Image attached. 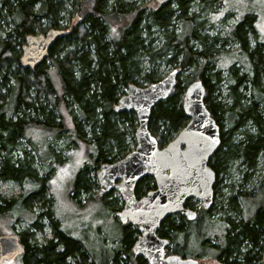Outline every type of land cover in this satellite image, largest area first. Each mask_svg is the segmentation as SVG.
<instances>
[{"label": "trees", "instance_id": "trees-1", "mask_svg": "<svg viewBox=\"0 0 264 264\" xmlns=\"http://www.w3.org/2000/svg\"><path fill=\"white\" fill-rule=\"evenodd\" d=\"M220 2L223 4L224 0ZM192 3L201 7L199 12L189 13ZM212 3L170 0L148 10L122 0L112 4L108 0H73L69 26L61 27L58 14L64 10L61 0H0V18L5 12L11 25L5 32L0 28V179L16 181L26 188L24 197L16 200L17 211L24 210L23 199L25 203L34 198L47 202L44 194L48 179V176L36 178L29 158L32 156L20 140L24 139L40 162L47 159L52 162L50 142L67 130L64 109L68 111L72 106L77 117L70 116L73 131L69 141L76 146L82 143L89 163L82 174L123 158L130 146L135 145L137 122L132 111L116 112L115 106L130 84L142 87L161 80L160 67H172L178 73L169 97L159 101L150 112L148 130L158 146H165L187 123L182 108L183 94L188 84L199 80L204 87V105L219 128L220 145L209 161L215 173L214 197L219 175L232 163L249 172L241 182L254 176L258 158L264 156V41L252 25V16L235 21L224 39L198 33L200 13ZM42 19L49 22L48 30L65 33L50 46L46 58L39 64L24 67L16 46L22 48L29 35H43L46 28H41ZM249 35L253 37V45L248 42ZM156 39L160 43H154ZM218 41L220 46L226 41L239 44L231 54L232 64L225 68L218 65L220 53L214 48ZM184 71H190L189 75L180 79ZM220 84L226 86L227 102L217 101L214 95ZM247 124L253 132H237ZM84 125L89 128V137L82 130ZM35 132L41 136L39 139L33 138ZM236 134L242 137L232 143L230 138ZM14 152H18L17 157L13 156ZM37 183L41 189L32 190ZM94 185L80 176L73 194L78 190L89 193ZM153 189L155 183L147 176L137 183L135 195L140 197ZM262 189L264 178L254 184L252 193H242L240 184L236 195L225 199L233 218L224 217L216 223L222 232L214 246L206 245L208 238L202 237L201 229L213 223L210 219L213 204L207 210L198 209L194 221L178 214L167 217L157 232L169 240L167 253L183 258L190 254L192 243L197 241L202 250L199 257L210 253L221 264H263L264 196L259 206L247 208ZM228 193H233L232 187ZM236 199L242 208H237ZM14 203L15 200H10L0 206V217L9 216L11 209L16 210ZM185 206L193 207L191 200ZM44 214L50 221L53 239L44 245L29 246L19 236L24 247L22 264H93L82 246L60 231L51 209ZM121 229L122 246L110 262L118 264L121 252L129 264H148L131 251L139 235L137 227L126 224ZM192 236H196L195 240H190Z\"/></svg>", "mask_w": 264, "mask_h": 264}, {"label": "rangeland", "instance_id": "rangeland-1", "mask_svg": "<svg viewBox=\"0 0 264 264\" xmlns=\"http://www.w3.org/2000/svg\"><path fill=\"white\" fill-rule=\"evenodd\" d=\"M72 1L73 0H61L64 4V10L58 13L61 27L69 26V18L74 12L73 7L71 6ZM114 1L115 0H108V3L112 4ZM122 1L125 3L129 2L135 8H146L148 10L155 8L158 5L157 0ZM209 1H213V3L203 8L204 13H200V18L197 20V22L201 23L198 33L207 35L208 37L224 39L226 32L231 28L235 21H242L245 19V16H252V25L253 27H256L257 32L264 41V0H224L223 4L220 2L221 0H207V2ZM200 8V6L198 7L192 3L190 5L189 13L196 11L199 12ZM204 10H206V12ZM9 22L10 19H8L6 13H2V17L0 18V28L3 32L10 29L11 25ZM40 25L41 28H46L43 33L44 35L48 31L47 28L49 22L46 19H42L40 20ZM173 26L177 31L175 24ZM248 42L251 45L254 44L252 35L248 36ZM154 43L158 44L160 43V40L156 39ZM238 47L239 44L234 41H226L221 46L219 41L216 43L214 48L220 53L218 56L220 59L218 62L219 67L225 68L228 64H232L234 57L231 54L235 52ZM22 48L20 45L16 46L20 58L22 55ZM235 66L238 68L237 63ZM15 67L16 65L13 64V70ZM215 68L217 69V67ZM50 69L52 70L51 66ZM171 70L172 67H160L159 72L162 74L163 78ZM189 72L190 71L182 72L180 74V79L189 75ZM54 81L55 85H57L58 82L55 77ZM2 89L4 88L2 87ZM127 93L128 89L125 90V94ZM214 95L216 96L217 101H228L227 90L224 84H220V86L217 87ZM60 112H63L61 108ZM64 112L67 115L64 119L66 118L68 121L66 126H69L60 137L50 142V151L54 156L52 162L48 159L40 162L37 154L30 150V147L25 143L24 139L20 140L26 151L30 152V155L32 156H29V158H31V168L34 170L33 172L36 178L41 179L48 176L46 181L47 189L44 194L45 201L47 202L43 203L41 199L38 200L37 198H34L28 199L25 203L23 199L21 201L24 205L22 206L20 204V206H22L24 210L19 212L17 211L19 204L16 203V200H20L24 197L26 188H23L21 184L16 181L0 179V206H3L4 203L10 202V200H15L14 208H16V210L11 209V212L8 213L9 216L5 215L0 217V233L2 235L16 234L25 239V242L29 246L44 245L48 240L53 239L50 221L44 214L51 209L52 217L59 224L58 227L60 231L76 240L82 246L90 259L89 262L91 261L93 264H113L110 260H112L115 252H117L122 246L123 240L121 229L122 224L115 215L121 210L123 202L117 191L110 192L104 199L98 195L99 186L96 179V172L100 167L96 171L95 169H89V173L86 175L82 174L84 173V167L89 166L81 148L82 143L79 142L78 146H76L73 142L69 141L72 140L70 139V136L73 131V126L70 123V116L77 117V111L74 107L70 106L68 111L64 109ZM55 113L57 115V112ZM82 130L87 137L90 136V131L87 126L84 125ZM244 131L253 132V128H251L250 124H247L237 132L242 133ZM36 134L37 132L33 134V138L39 139L41 136L38 137ZM241 137V135L236 134L230 139L232 143H235L237 140H240ZM134 147L135 145H131L130 151H132ZM17 155L18 152H14L13 156L17 157ZM43 166L46 167V169ZM236 169L241 171L238 173ZM245 169L246 168L243 166L239 167L234 162L230 168H227L219 175V184L214 197L215 200L212 206V211L210 213V219L213 220V223L210 226L201 228L203 231L202 237L208 238L206 245L214 246L216 245L217 240H219L217 238L221 234L222 229L218 227L216 223L221 221L224 217L233 218L231 209H228L227 205H225V199L228 196L236 195V190L239 188L240 184L242 185V193H252L254 184L264 178V156H259L257 171L254 173V176L250 179L248 178L245 182H241L243 175L249 173ZM80 176H82L83 179H87L88 184L94 182L96 185H94V188H92L89 193L78 190L73 194ZM26 186L27 188H30L29 185ZM230 187L233 188L232 194L228 193ZM34 189L35 191H39L41 189L40 183L33 186L32 190ZM263 196L264 189L259 192L255 202L250 203L247 208L259 206L262 202ZM191 203L193 208H202V203L196 199L192 200ZM236 205L237 208H242L238 199H236ZM9 208L13 207L11 206ZM33 221H35V223L34 225H31V222ZM194 237L196 236H192V239L190 238V240H195ZM192 247L191 252L188 251L190 254L186 257L197 259L199 264H221L215 259L214 255L210 253L206 254L207 256L205 257H199V255L202 254L199 242H193ZM193 255H197V257H193ZM124 259H126L125 253L120 252L117 257L118 264H129V262ZM2 264H22V256H19L10 262L4 261Z\"/></svg>", "mask_w": 264, "mask_h": 264}, {"label": "water", "instance_id": "water-1", "mask_svg": "<svg viewBox=\"0 0 264 264\" xmlns=\"http://www.w3.org/2000/svg\"><path fill=\"white\" fill-rule=\"evenodd\" d=\"M170 0H157L164 4ZM50 29L44 35H29L22 48L21 63L33 68L46 58L50 46L64 35ZM177 70H171L158 82L137 86L130 84L115 111H132L137 127L135 147L123 158L104 163L96 172L100 197L117 191L123 206L115 215L122 225L136 226L140 235L132 246L135 256L148 264H197V260L166 254L169 240L158 236L162 222L178 214L193 220L196 213L185 208L189 199L202 203L203 209L213 204L215 173L209 161L220 145L219 128L203 102L204 87L196 80L185 88L182 108L188 121L165 146L159 147L148 130L151 109L166 100L176 84ZM150 177L155 189L137 198L135 188L144 177ZM24 247L16 234L0 235V264L23 254ZM264 264V252L262 255Z\"/></svg>", "mask_w": 264, "mask_h": 264}, {"label": "flooded vegetation", "instance_id": "flooded-vegetation-1", "mask_svg": "<svg viewBox=\"0 0 264 264\" xmlns=\"http://www.w3.org/2000/svg\"><path fill=\"white\" fill-rule=\"evenodd\" d=\"M144 196V195H143ZM137 197V196H136ZM140 197H142V196H140ZM137 198H139V197H137ZM189 200H195V199H189ZM185 206V205H184ZM185 208H188V209H190V210H192V211H194L195 213H196V215H195V218L193 219V220H188L187 219V217H185V216H182V217H184L187 221H194L195 219H196V217H197V210L198 209H196V208H193V207H191V206H185ZM203 209V208H202ZM204 210H207V209H204ZM139 232V231H138ZM139 235H140V233H139ZM138 235V236H139ZM138 236H137V238H138ZM159 236V235H158ZM170 244V243H169ZM170 246V245H169ZM168 246V247H169ZM132 250V249H131ZM166 253H167V249H166ZM168 254V253H167ZM168 255H170V254H168ZM186 257V256H185ZM195 260H197V259H195ZM199 262H198V260H197V264H198Z\"/></svg>", "mask_w": 264, "mask_h": 264}]
</instances>
